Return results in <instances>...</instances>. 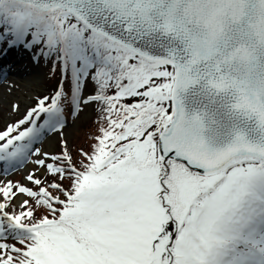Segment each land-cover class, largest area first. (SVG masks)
Segmentation results:
<instances>
[{
    "label": "snow or ice",
    "instance_id": "1",
    "mask_svg": "<svg viewBox=\"0 0 264 264\" xmlns=\"http://www.w3.org/2000/svg\"><path fill=\"white\" fill-rule=\"evenodd\" d=\"M206 2L44 0V17L0 0V57L43 59L54 81L0 110V264H264V141L209 148L176 95L195 71L264 130V56L245 43L264 0H228L220 30Z\"/></svg>",
    "mask_w": 264,
    "mask_h": 264
},
{
    "label": "water",
    "instance_id": "2",
    "mask_svg": "<svg viewBox=\"0 0 264 264\" xmlns=\"http://www.w3.org/2000/svg\"><path fill=\"white\" fill-rule=\"evenodd\" d=\"M35 7L48 11L44 8V0H37ZM200 19L202 28L209 25H215L217 30L221 27L228 28L232 26L234 19L232 5L228 0H207ZM245 25L250 33V38L245 42L248 45L247 50L253 58L264 56V18L256 12H250ZM210 34V31L206 33L198 29L195 38L204 40ZM245 43L238 44L237 47L245 48ZM233 75L237 79L242 78L240 73ZM193 76L196 83L185 89H177L176 95L187 119L199 117L202 125L199 137L209 148L223 149L230 145L238 134L252 143L264 141V130L258 126L256 118L232 107L236 102L233 91H217L207 86V79L201 78L195 71Z\"/></svg>",
    "mask_w": 264,
    "mask_h": 264
},
{
    "label": "rangeland",
    "instance_id": "3",
    "mask_svg": "<svg viewBox=\"0 0 264 264\" xmlns=\"http://www.w3.org/2000/svg\"><path fill=\"white\" fill-rule=\"evenodd\" d=\"M14 57V59L11 56L0 57V67L5 68L7 64L12 70L6 72V76L0 82V110L3 111L7 110L10 101L14 99L27 100L30 96L44 94L46 90H51L54 83L51 78L50 66L43 59L39 64H34L27 55L22 56L18 53ZM94 113V110L89 109L85 110L75 120L69 117L66 135L73 146L87 145L90 142L91 135L96 130L93 119ZM55 146V142H53V147Z\"/></svg>",
    "mask_w": 264,
    "mask_h": 264
},
{
    "label": "trees",
    "instance_id": "4",
    "mask_svg": "<svg viewBox=\"0 0 264 264\" xmlns=\"http://www.w3.org/2000/svg\"><path fill=\"white\" fill-rule=\"evenodd\" d=\"M31 10L33 11L34 14H36V15H42V16H44V17H55V16L57 15V13H56L55 11L50 12V13H47V14H44V13H42V12H40V11L34 9V8H31ZM98 40H99L101 43L104 42L102 37H98Z\"/></svg>",
    "mask_w": 264,
    "mask_h": 264
}]
</instances>
